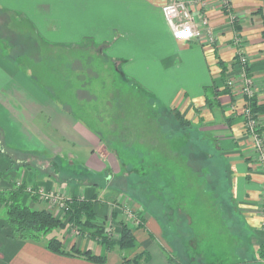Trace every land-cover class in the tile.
Segmentation results:
<instances>
[{
  "label": "crops",
  "instance_id": "1",
  "mask_svg": "<svg viewBox=\"0 0 264 264\" xmlns=\"http://www.w3.org/2000/svg\"><path fill=\"white\" fill-rule=\"evenodd\" d=\"M177 1L191 6L194 24L202 15L213 31L220 29L216 49L195 39H173L162 9ZM227 1L239 18L238 35L247 54L253 95L259 105L264 104V0ZM0 14L8 19L5 30L11 31L14 23L20 30L26 23L30 33L24 45L31 44L33 51L37 48L29 53L27 47L16 48L17 44L0 38V149L5 151H0V196H7L20 183L64 200H94V223L110 222L114 241L120 236L119 222L124 223L136 239L133 250H107L89 238L71 239L69 233L53 237L65 252L72 247L89 251L105 264H121L123 258L138 254L145 256L141 264H175L169 254L180 255L185 262L192 257L194 264H264V173L255 164L246 135L241 81H235L231 96H219L216 106L205 105L204 89L214 84L222 90L216 59L225 66L232 65L233 59L236 34L220 10V0H0ZM110 65V76L145 99L147 107L176 110L216 144L212 157L224 158L229 190L228 199L212 202L219 219L202 220L203 209L196 210L194 223L182 216V235H178L143 209V203L118 193V187L94 180L108 175L106 180L111 182L119 168L109 176L111 167H116L112 155L82 112L78 116L73 109L83 111L92 103L94 79L103 77L102 71ZM233 71L238 75L236 66ZM115 83L111 82L114 91L110 92H118ZM63 94L74 98L60 102L58 95ZM144 124L154 126L148 119ZM262 135L264 139V131ZM20 204L58 220L63 217L54 204L32 200L27 194ZM122 208L137 216L143 228H137L136 220H127ZM190 223L195 225V237ZM47 240L12 237L6 207L0 204V264H94L50 252Z\"/></svg>",
  "mask_w": 264,
  "mask_h": 264
},
{
  "label": "rangeland",
  "instance_id": "2",
  "mask_svg": "<svg viewBox=\"0 0 264 264\" xmlns=\"http://www.w3.org/2000/svg\"><path fill=\"white\" fill-rule=\"evenodd\" d=\"M225 2H227L228 7H230L227 0H220V10L227 17L229 26L236 34L233 38V59L232 65L225 66L227 70L223 76L221 75V68L218 61L221 64L223 62L217 58L216 65L218 69H220L221 89H226L231 94L233 91V84L236 80H240L238 75L233 71V67L238 66L239 55L237 51L240 49L243 57L246 59L247 54L243 52L244 47L238 35L240 29L239 18L233 15L231 8L229 11L226 10L227 7L224 5ZM194 16H197V14ZM24 20L25 19H23V21ZM7 23L8 19L0 14V38H7L10 44H17L18 46H16V48L27 47V52H36L37 48L33 51L32 47H35L31 44L24 45L25 41L23 39L30 33V30L28 31L29 28H27L28 25L24 23L23 28L18 30L14 23L11 25V31H9L4 28V25L7 26ZM198 25L202 35L199 42L211 49H216L218 37L222 35L220 29L213 31L208 20L202 17V15L199 17ZM17 35H19V37ZM14 53L19 54V52L15 50ZM102 66L104 68V65H101L100 69ZM105 69L106 70L102 71L103 77L94 79L93 83L96 87L92 94V103L86 106V108L83 107V111L79 108L73 109L78 116H80L79 113L82 112L81 114L85 116L90 128L99 134L102 144L106 146L107 150L112 155V161L115 162L116 167L114 165V168L111 167L109 176L112 177V172L117 170V167L119 168V172L113 175L114 178L111 182L110 179L106 180L108 175L94 177V180H97L99 184L109 183L112 186L118 187L121 189L118 193H123L124 196L130 200L143 203V209L152 213L166 229L172 233L176 232L178 235H182V216L194 223L196 221V210L202 212L203 209L204 218L200 217L202 220L209 219L213 221L219 219L220 215L214 211V208L217 206L213 207L212 202L214 198L216 199L219 197L228 199L229 190L226 181V163L224 158L219 155L218 158L212 157L216 152V144L187 121H185L186 124L179 127V125H177L178 121L173 119L174 112L179 114L176 110L173 109L169 112L164 109L154 110L152 106L147 107L145 99L133 94V92L127 89L119 79L110 76V72L108 71L111 69V65ZM80 79L78 78L77 80ZM114 81H116L114 89L119 93L110 92L114 91L113 88L110 87L111 82ZM229 81H232L231 86H227ZM101 87H106V91ZM211 87L216 88L214 84H212ZM58 96L60 102H62V99L67 101L68 96L74 98L73 95L69 94ZM206 98L208 99L205 93L204 99L206 100ZM209 99L210 101L213 100L210 97ZM65 101H63V103ZM205 105L210 108L206 104V101ZM214 106H216L215 102ZM257 117L258 129L262 131V129L264 130V116L259 115ZM145 119L153 122L154 126H148L146 124L142 126V121ZM245 129H247L246 126ZM143 130H145V132ZM259 134L263 137L262 132ZM246 135L251 140V143H253L249 132L246 131ZM252 150L254 161L257 165L253 145ZM80 169L81 168L77 165L76 170L78 174L80 173ZM134 169H141V174H139L140 172H133ZM259 170L264 173L261 168H259ZM63 177L69 179L68 175H64ZM33 191L35 192V190ZM38 191L35 193H27L25 188V194L32 200L37 198L38 201L50 205L54 204L57 212H62L63 214L62 219H60L64 224L63 228L54 229L44 238L50 239L55 236L56 233H69L71 239L77 237L87 238L78 235L75 227H71L70 224H68V218L64 217L66 200L62 199L57 194L47 192H45V196H48V200H45L40 197L41 190ZM61 203H64V207H61ZM0 204L6 207L5 203L0 202ZM262 205V217L264 220V198L262 200ZM210 212L213 214L209 215ZM226 213H229L228 209L225 211V216ZM122 214H124L127 220L128 218L130 221L132 219L136 220L137 228L140 226V219H137V216L132 214V212H129L126 208H122ZM112 220H115V218L113 217ZM109 223H103V225L99 226H102L104 231L112 237L114 231ZM190 225L193 226L191 223ZM194 227L195 225L191 227V229H195ZM82 231L87 235L88 233H94L95 230L83 229ZM193 232H195V230L192 231V235L195 237L196 234ZM190 245L191 244H188V247ZM178 251H181L180 246H178ZM137 256H139V254L134 257ZM141 257L139 263H142L145 259V256ZM182 258L180 255H168V259L175 264H194V262H196L192 257L187 260L188 262H185L186 258L184 260Z\"/></svg>",
  "mask_w": 264,
  "mask_h": 264
},
{
  "label": "trees",
  "instance_id": "3",
  "mask_svg": "<svg viewBox=\"0 0 264 264\" xmlns=\"http://www.w3.org/2000/svg\"><path fill=\"white\" fill-rule=\"evenodd\" d=\"M218 64H220L221 75H225L227 69L224 63L221 64L218 61ZM246 72L250 78L248 70H246ZM205 93L208 97L205 101L209 107L214 106L213 101H215V99L219 96L230 95L226 89L217 91L216 88L212 87L204 89V94ZM209 97L213 99V101H210ZM243 98L245 101V109L249 111V117L255 119L259 115L264 116V104L259 105L254 96L251 98ZM173 119L178 121L177 125H179V127L186 124L183 118L175 112L173 113ZM263 131V129L262 131L261 129H258L257 132L261 133ZM0 151L5 153L4 149H0ZM23 194H25V188L20 185L18 187L16 186L15 189L7 196H0V201L6 205V224L12 237L22 241H38L50 234V232L54 229L63 228L64 224L46 211H33L22 206L20 204V198ZM94 202V200H66L64 217L68 218V224H70L71 227H75L78 235L85 236L90 240L103 245L107 250L114 247H118L121 251L133 250L136 246V239L132 231L124 223L119 222L118 224L120 227V236L118 241H114L112 237L104 231L102 226L94 223ZM138 228H143V223H141ZM83 229H93L95 231L94 233H88L85 235L82 231ZM46 248L54 254L77 256L94 264H105V260L103 258L95 256L89 251L80 252L72 247L70 251L65 252L63 250L62 243L53 237L46 241ZM141 256L143 255L134 257L132 260L123 259L121 264H141L139 263L142 258Z\"/></svg>",
  "mask_w": 264,
  "mask_h": 264
},
{
  "label": "built area",
  "instance_id": "4",
  "mask_svg": "<svg viewBox=\"0 0 264 264\" xmlns=\"http://www.w3.org/2000/svg\"><path fill=\"white\" fill-rule=\"evenodd\" d=\"M226 10L229 11L230 7H228L227 2H225ZM164 19L169 26L173 39L175 41H187L190 39H196L200 41L201 39V30L199 27L194 24L193 17L191 14V6L186 5L183 2H173L163 7L162 9ZM238 66L237 72L238 77L241 81V95L242 97L251 98L253 97L252 91V82L247 75L246 70L247 68V59L243 57L242 52L238 49ZM232 81L227 83V86H231ZM244 116H245V126L246 131L249 132L250 137L252 138V145L255 150L256 154V163L259 168L262 169L264 172V139L263 137L257 132L258 131V117L252 119L249 117V111L244 109ZM247 117V118H246ZM20 183H17L16 186H20ZM26 192L33 193L34 191L27 188ZM37 192V191H35ZM34 192V193H35ZM39 192V191H38ZM40 197L48 200V196H45L44 192H40ZM264 198V197H263ZM61 207H64V203H61Z\"/></svg>",
  "mask_w": 264,
  "mask_h": 264
}]
</instances>
